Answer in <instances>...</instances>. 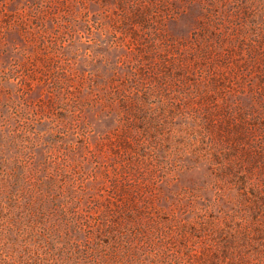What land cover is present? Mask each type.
Segmentation results:
<instances>
[{"label": "rangeland", "instance_id": "obj_1", "mask_svg": "<svg viewBox=\"0 0 264 264\" xmlns=\"http://www.w3.org/2000/svg\"><path fill=\"white\" fill-rule=\"evenodd\" d=\"M0 264H264V0H0Z\"/></svg>", "mask_w": 264, "mask_h": 264}]
</instances>
